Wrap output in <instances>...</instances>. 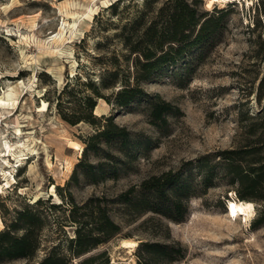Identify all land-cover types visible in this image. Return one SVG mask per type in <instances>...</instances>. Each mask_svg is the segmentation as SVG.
Instances as JSON below:
<instances>
[{
	"label": "rangeland",
	"instance_id": "374dc122",
	"mask_svg": "<svg viewBox=\"0 0 264 264\" xmlns=\"http://www.w3.org/2000/svg\"><path fill=\"white\" fill-rule=\"evenodd\" d=\"M116 1L0 0V98L5 99L10 90L13 93L8 103L0 104V151L5 142L13 144L16 151L8 157V164L0 156V230L3 220L28 202L51 196L50 203L60 204L55 187L51 190L52 185H59L63 187L61 194L70 191L77 205L89 203L90 198L110 200L106 202L111 218L120 226L114 238L71 258L68 264H81L101 253L103 257L92 264L106 257L109 264H137L143 256L142 242L174 244L184 257L170 264H264V199L249 200L254 203L249 220L227 217L228 199H241L222 173L213 176L211 187H200L202 173L196 162L211 155L209 163L213 165L218 159L214 154L256 139L247 137L245 131L264 104V0L242 1L241 5L216 3L212 8L201 0L203 11L221 16L214 37L201 49L189 50L184 61L164 68L152 81L142 84L146 93L169 102L173 113L167 115L165 123L155 126L147 116L146 99L116 109L99 99L95 113L113 114L139 149L123 157L126 165L119 169L117 178L93 184L81 176L66 186L82 156L73 143L83 150V141L94 129L85 122H65L55 108L56 98L71 76L89 71L93 56L120 51L115 36L119 25L137 16L146 4V0H120L112 14L109 6ZM163 1L151 0V7ZM89 7L93 8L90 19L85 17ZM259 93H263L260 103ZM44 101L47 109L38 110ZM259 157L250 158L255 161ZM183 169L186 176L193 177L198 195L188 201L182 222L153 213L131 218L112 202L146 178ZM262 192L256 190L254 195ZM50 203L41 206L48 221L36 256L31 260L3 259L0 264H39L53 244L59 245L58 253H65L75 226L68 222L62 225L69 212L67 205V209L65 205L48 208ZM122 239L136 241L137 246L132 251L122 248Z\"/></svg>",
	"mask_w": 264,
	"mask_h": 264
},
{
	"label": "trees",
	"instance_id": "16d2710c",
	"mask_svg": "<svg viewBox=\"0 0 264 264\" xmlns=\"http://www.w3.org/2000/svg\"><path fill=\"white\" fill-rule=\"evenodd\" d=\"M119 1L109 6L112 14H115ZM200 1L165 0L153 8L151 0H146L144 10L119 25L115 36L120 41V51H113L110 56H93L89 71L77 72L66 81L56 98L57 113L70 125L85 122L94 129L83 141L82 156L66 186L71 182L76 183L81 176L93 184L107 178H117L119 169L126 165L123 157L130 156L132 149H139L131 133L114 121L113 114L106 116L95 113L99 99L114 109L146 99L147 116L155 126L165 123L167 115L173 113L174 107L169 102L158 95H149L142 84L152 81L164 68L184 61L189 50L195 47L201 49L207 40L214 37L221 16L203 11ZM95 67H98V71H95ZM262 94L258 95L259 103ZM51 103L49 101V106ZM252 120L245 134L255 137V140L245 142L238 149H225L214 154L218 159L213 165L209 163L211 155L196 160L197 168L202 173L200 187H211L213 176L222 173L241 200L264 199V192L254 195L256 190L264 191V104ZM256 155L260 157L255 161L250 158ZM90 158L95 160L91 161ZM186 171H168L146 178L121 192L112 202L120 205L122 213L131 218L153 213L182 222L187 216L188 201L198 195L193 177L186 176ZM55 189L61 199L60 204L50 203L51 196L46 200L38 198L14 210L8 220H3L0 261L31 260L36 256L42 244V230L48 221L42 204L50 203L46 205L48 208L65 205L64 209H67V205L69 212L61 222L64 226L67 222L75 226V235L67 239L64 254L58 253V244H53L39 264H68L71 258L80 257L119 234L120 226L111 218L107 204L110 200L105 197L90 198L89 203L77 205L70 191L64 195L61 194L63 187L56 185ZM139 246L143 256L137 264H154L157 261L170 264L184 257L174 244L142 242ZM103 255L89 257L81 264H92ZM96 264H109V259L106 257Z\"/></svg>",
	"mask_w": 264,
	"mask_h": 264
},
{
	"label": "bare ground",
	"instance_id": "6f19581e",
	"mask_svg": "<svg viewBox=\"0 0 264 264\" xmlns=\"http://www.w3.org/2000/svg\"><path fill=\"white\" fill-rule=\"evenodd\" d=\"M227 0H206V7L207 8H212L213 5L216 2H221L224 3ZM240 2H247L248 4H251L252 2L250 0H238ZM93 14V8L89 7L87 10V13L85 14V17H88L89 19L92 18ZM76 23L74 22V25ZM57 36V35H55ZM12 92L11 90L5 93L6 98H0V104H6L8 103L11 98H12ZM47 109V103L44 101L41 105V107L38 108L40 111H44ZM97 113V111H95ZM73 148L78 149L79 151H82L81 146L78 143H73ZM15 151V147L7 142H5V147L0 151V156L2 155L4 157V163L8 164L9 159L8 157L12 155ZM21 154H19L20 156ZM14 180V177L12 178ZM55 185H52L51 190H54ZM233 194V192H232ZM248 205H251L252 207L249 208ZM232 206H235L234 208ZM235 213V215H233ZM254 214V203L252 201H247V200H236V199H228L227 204H226V216L229 218L236 219L238 217L244 218L245 220H249L252 218ZM2 227V222L0 219V228ZM119 245L122 248L129 249V251H132L136 246L137 242L133 241L131 239H122L119 243Z\"/></svg>",
	"mask_w": 264,
	"mask_h": 264
},
{
	"label": "built area",
	"instance_id": "2783aa9c",
	"mask_svg": "<svg viewBox=\"0 0 264 264\" xmlns=\"http://www.w3.org/2000/svg\"><path fill=\"white\" fill-rule=\"evenodd\" d=\"M236 2H237V4H239V5H241V2L240 1H238V0H227V1H225L224 3L225 4H227V3H231V4H236ZM216 3H221V2H216ZM215 3V4H216Z\"/></svg>",
	"mask_w": 264,
	"mask_h": 264
},
{
	"label": "snow or ice",
	"instance_id": "6c2138e0",
	"mask_svg": "<svg viewBox=\"0 0 264 264\" xmlns=\"http://www.w3.org/2000/svg\"><path fill=\"white\" fill-rule=\"evenodd\" d=\"M232 207L234 208L235 206H232ZM248 207L251 208L252 206L251 205H248ZM233 215H235V213H233Z\"/></svg>",
	"mask_w": 264,
	"mask_h": 264
}]
</instances>
